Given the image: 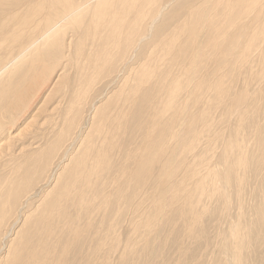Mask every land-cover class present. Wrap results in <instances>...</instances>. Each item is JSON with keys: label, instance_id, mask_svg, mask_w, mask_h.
Listing matches in <instances>:
<instances>
[{"label": "bare ground", "instance_id": "1", "mask_svg": "<svg viewBox=\"0 0 264 264\" xmlns=\"http://www.w3.org/2000/svg\"><path fill=\"white\" fill-rule=\"evenodd\" d=\"M170 1L0 0V135L5 138L0 149L19 134L22 123L16 127L6 124L29 107L38 80L44 77L47 82L34 100L36 103L39 98L37 104L23 112V124L25 120L37 119L44 110L49 111L47 104L58 95L66 98L57 125L49 126L45 132L37 129L34 134L35 141L45 139L38 141L40 146L33 147L34 142L30 144L33 149L25 146L6 175L3 163L0 164V264H93L96 257L110 263L109 244L104 238L108 236L99 231L103 241H94L93 230L97 229L91 218L100 216L101 223H105L100 226H107L104 219L110 200L105 197L108 182L104 173L113 168L109 167L112 153L118 148L116 143L124 139L129 123L143 126V142L136 148L135 143L131 145L132 135L123 140L129 147L128 157L123 160L124 166H118L121 170L110 184L115 188L127 179L134 196L136 190L143 196V192L155 189L152 207H147L148 213L144 211L146 218L141 209H131L130 227L136 236L153 234L160 218L169 211L174 215L169 216L170 223L182 222L176 232L189 236L204 217V199L215 198L228 210L236 203L232 199L235 193L236 208H241L242 189H237L246 179V171L264 164V129L254 154L248 156L247 149L240 146L241 132H235L239 139L230 138L220 155L214 151L213 141L221 133L217 129L213 133L209 116L212 109L203 107L205 99L215 94L214 102L225 110V115H239L238 127L245 128L241 124L249 114L244 108L253 101L241 94L227 99L230 94L219 92L222 89L213 84H217L218 77L224 79L226 71L232 78L245 79L247 89L264 78V0H183L177 10L173 7L169 12L176 14H167L163 21L162 12ZM81 11L87 17L75 19ZM183 11L187 14H181ZM174 17L173 26L166 29V23ZM204 62L210 64L206 81L205 76L198 75ZM69 66H74V75L64 79ZM253 66L260 73L252 74ZM125 68L126 74L121 76ZM174 68L179 72L170 79ZM153 69L159 70L152 76L154 81H160L150 90L146 86L143 92L142 85L150 80ZM120 76L122 83L114 91L117 95L112 92L97 104L92 102L93 111L86 117L90 91H95L97 83H114ZM181 86L183 90L190 89L188 101L197 112L175 100L173 95L177 96ZM99 91L98 88L96 92ZM149 98H158L155 104L162 106L153 112ZM194 123L196 126L190 129ZM200 123L201 128H197ZM42 132L48 134L44 136ZM203 140L206 149L196 153L192 163L184 164L182 175L178 176L183 160L177 154L185 159L187 154L195 153ZM10 148L6 145L7 150ZM13 152L12 148L10 153ZM255 155L257 162L252 163L250 157ZM201 163L204 168L196 169ZM47 195L50 198L44 208L35 209ZM117 195L113 193L118 198ZM32 202L36 205L29 211L27 207ZM119 203L113 210L118 214ZM143 218V222L139 221ZM240 230V223L233 221L225 238L237 243ZM224 243L222 251L229 256L227 264H241L234 250L237 246Z\"/></svg>", "mask_w": 264, "mask_h": 264}, {"label": "rangeland", "instance_id": "2", "mask_svg": "<svg viewBox=\"0 0 264 264\" xmlns=\"http://www.w3.org/2000/svg\"><path fill=\"white\" fill-rule=\"evenodd\" d=\"M182 1L183 0H171L169 2L170 4L167 5L165 7V10L162 12L163 21L166 19L167 14H169V12L173 10V7H174V11L178 9L177 6ZM170 14H169V16H172V14H176V13L172 12V14L171 15ZM181 14H187V12L183 11ZM86 17H87V15L85 14V12L81 11L79 13V15L75 17V19L84 20ZM175 20H176V18L174 17L172 21L170 20L171 22L166 23L167 24L166 29L168 26H173V22ZM68 38L70 40V37H68ZM71 38H72V36H71ZM73 41H74V37L70 42L73 43ZM148 42H150V41L148 40ZM258 50L259 49H257L255 51V53H257ZM259 63L260 62H258L257 64H259ZM209 65L210 64L208 62L202 63L199 67L200 72L198 75L201 77H204L206 75V73H208L207 71H208ZM72 67L73 68H71V66H69L66 68L64 79L70 78L71 75L72 76L74 75L75 69H74V66H72ZM127 68H125L123 71H121V76L126 74ZM160 69H162V68H160ZM67 71H68V73H67ZM156 72H159V70H154V69L151 70V73H150L151 76H149L150 80L145 85H142L143 92H144V90H146L145 89L146 86L149 87L148 89L150 90L156 82L160 81L159 79L154 81V77H152L153 75L156 74ZM176 72H177V70L174 68L173 72L170 74L169 78L171 79L176 74H178L179 70L177 73ZM250 72L252 74L253 73H255V74L260 73L259 70L256 68V66L255 67L253 66V68ZM121 76H120V78L115 80L114 83L113 82L112 83L110 82L111 84L105 83L107 85L106 86L104 84L105 87H104V85L100 86L101 83H97V88H95V91H94V89H92L93 91L92 90L90 91L91 97L89 99L90 103H88V106H87L88 108H87V112H86V117H89V115L91 114V111H93L92 110L93 106L91 107V104H93V103L97 104L98 101L100 102L104 98L109 97L110 95H112V92L114 93V91L118 89L117 88L118 85H120V83H122ZM208 78H209V73H208ZM205 81H206V76H205ZM216 81H217V84L214 83L213 85H217V87H220L222 89L219 92L222 93L225 90L228 94H230V95H227V97H226L227 99H230L229 98L230 96L232 98V96H235L237 94H241V95L245 96L246 98L251 99L253 101V103L248 104L244 108V111L246 110L245 113L249 114V117L243 121V125L241 124V126L245 127V128H242V127H238V126H240V122H241L240 116L234 114V115H232L233 116L232 118H230V117L228 118V116L225 115V110L214 102L215 94H213V96L205 99L206 103H205L203 108L212 109V113L209 115L212 118V123H213L212 127H214V129H212V131H213V133H215L216 132L215 129H217V131H219L221 133V135H219L218 137H214L213 143H214V147L216 149L214 151H218L219 154L221 155L223 153V151L221 150L223 148V145L227 144L230 141V138H236L237 137L239 139V135L236 133L241 132L240 138H242L243 142L241 141L242 144L240 143V146L245 147L247 149L246 152L249 153L248 156H250V155L254 154L255 151H257V149L259 148L258 144L263 139L261 137H262L263 129H264V78H259L256 81V83L252 87H250L249 89H247V84L245 82V79H242V77L232 78L229 71H226V76L224 77V79L218 77L216 79ZM46 82H47V79L44 77L36 82L37 86L35 87L34 91L31 93V98L29 100V105H28L29 107H30V105H32L34 103L35 98L41 93L40 88ZM220 82H222V83L219 84ZM98 88L100 89L99 93L96 92V91H98ZM189 90H183L182 86H181L179 89H177V92H178L177 96H176V94L173 96L177 97V98H175V100L178 103H185L188 106H190L194 111L197 112L198 109L194 105H191L190 101H188L190 99V96H187ZM95 92H96V94H95ZM60 95H58L59 97L57 96L55 99H52L50 104H47V106L49 107V111H47V109L44 110L37 119L32 120V121H29L30 119L25 120L26 122H24V124H23V120L26 117V116H24L23 112H25L27 109H29V107H28V108H26V110L22 111L21 113L19 112V114L17 115V118H15L13 121H10V123L6 124V126H13V124H14L16 127V126H19L20 123H22L23 126L21 127L20 132H18L19 134L16 135L15 137H13V139H10V141L8 143H5L4 146L0 149V154H2V158L0 157V161H1L0 164L3 163V167L6 169L4 175H6L7 172L11 171L10 167H11L12 161L15 160L16 155H21V153H22L21 151L24 152L26 150V147H27V149L28 148L33 149V147H36V145L40 146L39 145L40 143H38V141L39 140H45L44 138H41L39 140H36L37 142L35 141L33 136L36 133L37 129H40L43 132H45L49 126L51 127L54 124L57 125V123H56L57 117H58V115L60 116V109L64 106L63 105L65 103L64 101H66V98L64 96H60ZM115 95H117V94H115ZM94 99H96L97 101ZM157 99L158 98H149V103H151L149 106H150L151 110H154L153 112H155L156 109L158 110V108L160 106H162L161 104L160 105L155 104L156 103L155 100H157ZM37 100L35 101L36 103H34V106H35V104H37ZM135 100H138V99H135ZM62 102H64V103H62ZM134 110H135V108L133 107V110L131 111V113H133ZM89 112H90V114H88ZM129 112H130V109H129ZM130 116H132V114ZM186 117H187V115H186ZM187 118L189 119V117H187ZM216 122H217V124H216ZM253 122H254V124H253ZM201 124L202 123L198 124L197 128H201ZM251 124H253V125H251ZM194 126H196L195 123L191 126L190 129L194 128ZM256 128H259L260 131L258 132L256 130ZM142 130H143V126L141 124L138 125L136 123H133V124L129 123V126L127 128V133L124 135L123 140L125 141L128 137H130L129 135H132L134 140L132 139L131 145L134 146V143H135V145H137V146H135L136 148L141 146V144L143 142ZM43 132H42V134H45L44 136H46V134H48L47 132L46 133H43ZM83 133L86 134L85 130ZM189 139H190V137H188V140ZM4 140H5V138H3L0 135V144L3 143ZM123 140L121 138L120 142L116 143L117 144L116 147H118V148H115L114 153H112L113 154V160L110 161L111 164L109 163V167L111 166L113 168H111V170H109V169L107 170V172L109 171L110 174L107 173L106 170L104 171V172H106V173H104V179L107 180V182H108L107 184H105V197H106V201L110 200L108 202L109 207L106 208L107 218L104 219V220H106L107 226L106 225L100 226V224H105V223H101V221L103 219H100V216L96 217V219H95L94 218L95 216H93V214H92L93 218H91V215L89 214V217L91 218L93 225H94L93 227H96L95 229H97V230H93V231H96L94 241L97 243L100 241H103V236L101 234H98L99 231L101 233H104L105 234L104 236H106V235L108 236V237H104V238H105V240L108 241V244H109V259H108L109 260L108 262H110L109 264H154V263L155 264H227V257H229V256L226 254L225 251H222L224 242H225L224 245L228 244L230 246H232V245H235V247L237 246L234 250H236V254L239 258V263H241V264H264V164H262L258 167H255L253 169L252 168L248 169L246 171L247 175H245V176H248V178L245 176H244V179L246 178L245 180L242 178V180H244V181L240 185L239 189H237V190L242 189L241 192L239 191L241 193V196H242L241 208L240 207L236 208L237 207L236 206L237 201H235L236 195H235V193H232V192H231L232 195L234 194V197H235V198L233 197L232 199L236 203H233L231 208H228V210L225 209L222 204H220L221 202L215 201V198H214V200H211V201L209 199H204L206 201L205 204L203 203V205H205V207H206V208L203 207L204 210H206L204 212V217L202 218L200 223H198L199 225L198 224L194 225L195 226L194 227L195 229H193L194 232L192 231L189 236H187V235L183 236L185 233L179 232V230H180L179 227H180V224L182 222L170 223V222H172V220H170V218L174 217V215H172V213H173L172 211H169L160 218V222L155 226V227H157V229L155 228V230H154L155 232H153V234L149 233L148 236L146 235L147 237H145V236L141 237V235H140V237H138V236H136L135 229L132 227V230H131V227H130L131 221L133 220V218L131 217L133 215V212H132L133 210H131V209L135 208V206H136L138 209L137 208H135V209H137V210L141 209L142 210L141 212L144 214V216L146 218L145 214H147L149 209L152 207V204H151L152 199L151 198L153 197L152 195H153V192L155 191V189L154 190H151V189L148 190V192H147L148 194L146 192L144 194V192H143L142 193L143 196H141L140 190H136L135 193L137 192V195H135L136 196L135 197L129 191V190H131L132 185H131V182L128 181L127 179L125 180L124 184L119 182L120 184L115 185L116 186L115 188L113 187V184H110V182L113 183L112 179L115 178V176L119 174V172L121 170L120 166H124L123 162L125 161L126 157H128L129 147H128V144H125ZM201 140H202V137H201ZM201 140H200V142H201ZM32 142H34V144L36 143L33 147L30 146V144ZM200 142L198 143V147H197L198 149L195 151V153H193V151H192V153H189L186 155L185 159L189 158L190 161L189 160L184 161L185 159L183 158V156L180 157L179 153L177 154V157L181 161L183 160L182 163H180L179 168L177 169V172H178L177 175L178 176L182 175L183 169L185 167L184 164L187 165V164H189V162L192 163L195 156H196V153L200 154L201 152H203L206 149V147L203 146V143L205 141L203 140L202 143H200ZM6 145L8 147L9 146L11 147L10 150L6 149ZM119 146H122V147H119ZM12 148H13L14 152L10 153ZM149 149H151V148H149ZM152 151L153 150H151V152ZM7 156H9V158ZM174 156H176V153H174ZM117 157H119V158H117ZM257 158H258V156L255 155L253 157H250V160L252 161V163H255V162H257ZM118 160L120 161V163ZM203 165H204V163L199 164L200 167H196V169L202 170L204 168ZM201 167H203V168H201ZM156 172H157V169L155 171V174H156ZM200 175H203V172H200ZM158 178H159V176L158 177L156 176V179H158ZM205 179H207V177H205ZM128 182H130V183H128ZM59 185H60V183L58 182V185L56 186V188L59 187ZM34 187H36V186H34ZM135 187H136V185H135ZM121 189H122V192L120 193ZM146 189H147V187H146ZM123 190L124 191L127 190V191L124 192ZM113 193L118 194L119 195V196L117 195L118 198L113 196ZM146 194L149 196H146ZM125 195H128L130 198L128 196H125ZM107 196H108V198H107ZM140 197H144L145 199L140 198ZM49 198H50V195H47L40 204L38 203L39 205H37L38 207L35 209L44 208V206L46 204L45 202H48ZM30 199H32V198H30ZM140 199H141L142 203L144 202V204H142V203L140 204ZM128 200H130V202L132 201L133 204L131 202V205L130 204L128 205V203H130V202H128ZM117 203H119V208L121 207L120 212L124 215H122L121 213L118 214V212L113 211L114 209L116 210ZM145 203H147V204H145ZM148 203H149V205H148ZM34 205H36L35 202H32L29 205V207H27V208H30L29 211L32 210V207H34ZM148 206H149V209L147 210ZM144 208H146V209H144ZM217 208H220L219 209L220 211L218 210L220 212V214L217 213ZM240 209H241V211H240ZM146 210H147V213L144 212ZM224 210L228 211L229 213L224 211ZM141 212H139V214H142ZM125 216H126V218H125ZM169 216H170V218H169ZM122 218H123V221H122ZM112 219H114V220H112ZM143 220H144V218L140 219L139 221L143 222ZM233 221L240 223V229L241 230H240L239 238L236 239L237 243H234V241L231 240V238H225L226 235L228 234L229 230H230V223L232 224ZM168 223H169V225H168ZM171 226H173V227H171ZM198 226H199V228H198ZM176 228L179 229V230H177V232L175 230ZM201 228H202V230H200ZM129 230H131V231H129ZM195 230H197V231L199 230V231L195 232ZM129 237H132V239L131 238L129 239ZM155 237H156V240H155L156 242L153 241L155 239ZM175 237H178V238H175ZM114 239L116 240V242ZM127 239H128V242H127ZM169 239H171L172 241L170 242ZM143 243H145V244H143ZM146 244H148V245L150 244V246H148ZM111 247H114V248H111ZM151 247L154 249V252L152 251ZM124 249H126V250H124ZM117 250H118V252H117ZM119 250H121V251L123 250V251L120 253ZM111 252H113L112 256H111ZM155 253L159 255L158 258H156ZM230 253H231V251H229V254ZM94 263L95 264H108V263H106V260L104 262V260L97 259V257L94 259L93 264Z\"/></svg>", "mask_w": 264, "mask_h": 264}]
</instances>
